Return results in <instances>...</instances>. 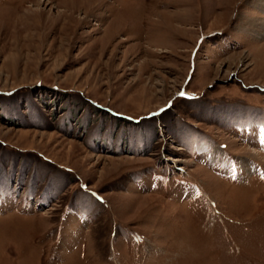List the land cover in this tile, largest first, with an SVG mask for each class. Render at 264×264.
Here are the masks:
<instances>
[{"label": "rangeland", "instance_id": "rangeland-1", "mask_svg": "<svg viewBox=\"0 0 264 264\" xmlns=\"http://www.w3.org/2000/svg\"><path fill=\"white\" fill-rule=\"evenodd\" d=\"M0 264H264V0H0Z\"/></svg>", "mask_w": 264, "mask_h": 264}, {"label": "bare ground", "instance_id": "bare-ground-1", "mask_svg": "<svg viewBox=\"0 0 264 264\" xmlns=\"http://www.w3.org/2000/svg\"><path fill=\"white\" fill-rule=\"evenodd\" d=\"M262 2V1H261ZM247 163V161H245ZM245 165V164H244Z\"/></svg>", "mask_w": 264, "mask_h": 264}]
</instances>
